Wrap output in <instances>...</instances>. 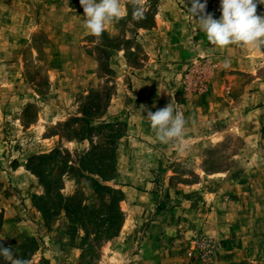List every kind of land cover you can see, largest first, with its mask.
<instances>
[{
	"label": "rangeland",
	"instance_id": "obj_1",
	"mask_svg": "<svg viewBox=\"0 0 264 264\" xmlns=\"http://www.w3.org/2000/svg\"><path fill=\"white\" fill-rule=\"evenodd\" d=\"M159 3L121 0L127 15L97 37L79 0H0V242L13 258L264 264V48L200 40L179 62L160 51L155 77L187 120L162 142L129 88Z\"/></svg>",
	"mask_w": 264,
	"mask_h": 264
},
{
	"label": "clouds",
	"instance_id": "obj_2",
	"mask_svg": "<svg viewBox=\"0 0 264 264\" xmlns=\"http://www.w3.org/2000/svg\"><path fill=\"white\" fill-rule=\"evenodd\" d=\"M79 3L86 17L85 27L97 37L103 34L107 23L119 21L127 15V8L122 6L121 0H79ZM219 3V18L205 11L207 0H191V6H186L187 13L197 22L198 30L205 34L207 40L219 47L247 45L253 52L264 48V15L256 14L257 5H264V0H219ZM145 11L142 5L136 4L133 19H143ZM228 66L225 63V67ZM147 118L162 142L178 139L183 134L184 116L171 102L154 112L147 110ZM0 258L9 264H28L25 259L13 258L12 248L5 247L2 242Z\"/></svg>",
	"mask_w": 264,
	"mask_h": 264
},
{
	"label": "crops",
	"instance_id": "obj_3",
	"mask_svg": "<svg viewBox=\"0 0 264 264\" xmlns=\"http://www.w3.org/2000/svg\"><path fill=\"white\" fill-rule=\"evenodd\" d=\"M201 2H204V0H201ZM186 6L187 7L191 6V0H160L154 18V25L148 28L140 29V31L136 35L137 42L142 46V48H144L147 51L148 63H145L144 65H141L140 67H137L133 70L134 71V76L132 75L133 83L129 85V88L130 90L131 89L139 90L138 91L139 94H136V97L133 98L134 101L133 105L138 107V111L135 113L136 117L140 116L139 118L141 119L142 125H144L147 129L148 128L152 129L150 120L147 118V110H151L154 112L160 108L165 107L170 102L172 103L173 106L175 104V101L169 97L170 95L167 91L166 86L165 85L163 86L159 82V80L156 79L155 77L159 73L158 70L159 68H157L158 66H156L159 60L158 53L160 51L164 53L168 52V57L166 59L172 60L174 62L175 61L179 62L181 60H184L185 53L192 52L193 49L192 46L195 45L196 42L200 40L203 42V44L209 42L205 34L202 31L198 30L197 22L196 21L193 22L194 20H192L189 14L187 13ZM208 10L210 11V13L213 14L214 18H219L221 14L219 0L218 1L207 0L205 11ZM163 33L167 34L168 37L171 38V41L170 40L169 41L173 43L172 47L169 48L168 50H164L163 48L160 47L161 45L160 43L162 41L159 38V36L161 34L163 35ZM153 78H155V80H153ZM182 111L184 112L183 108ZM183 116L185 119L186 116L184 115V113ZM145 132L147 131L145 130ZM142 137H147V136L143 135ZM153 137H156V135H153ZM234 194L236 195L237 201L239 202V200L241 199L239 193L237 194L234 191ZM261 195L264 196V186L261 191ZM256 204L258 203L253 202L252 203L253 207H256ZM263 204H264V198H263ZM249 213L250 214L247 215H252L255 214V211L251 209ZM250 223L253 224L254 226L255 218L252 219L248 218V224ZM263 225H264V221H262V223L260 221L257 231H260L259 229L262 228ZM249 228L251 230H254V228L252 229L251 225L249 226ZM262 229H263L262 236H263V244H264V228ZM252 233L256 234L255 231H253ZM259 241L260 240H258V242ZM256 246L257 245H253V246L250 245L252 251H255ZM225 247L228 249L229 247H231L230 250H228L227 252L234 250L235 253L237 251V249L233 248L232 245H229L228 247L227 243L225 244ZM247 252H251V251L247 250ZM261 255L264 258V253L259 254V256ZM223 260L228 262L235 261L232 258V255H230V253L226 254V257H224Z\"/></svg>",
	"mask_w": 264,
	"mask_h": 264
}]
</instances>
